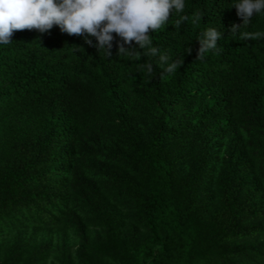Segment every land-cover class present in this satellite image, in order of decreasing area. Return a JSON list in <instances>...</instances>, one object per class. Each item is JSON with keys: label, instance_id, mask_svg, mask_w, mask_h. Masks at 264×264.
<instances>
[{"label": "trees", "instance_id": "1", "mask_svg": "<svg viewBox=\"0 0 264 264\" xmlns=\"http://www.w3.org/2000/svg\"><path fill=\"white\" fill-rule=\"evenodd\" d=\"M236 2L153 33L163 77L58 27L0 45V264H264V16L229 33Z\"/></svg>", "mask_w": 264, "mask_h": 264}, {"label": "clouds", "instance_id": "2", "mask_svg": "<svg viewBox=\"0 0 264 264\" xmlns=\"http://www.w3.org/2000/svg\"><path fill=\"white\" fill-rule=\"evenodd\" d=\"M186 7V0H0V45L10 44L17 30L44 34L58 27L61 33L80 37L88 46L103 50L107 57L111 55L114 41L118 56L137 58L141 54L139 50L148 49L145 54L158 58L163 77L174 74L184 60H172L166 52L153 46V33L164 30L174 14L179 15L174 28L180 29L182 23L189 20L187 15H180ZM232 8L243 22L231 25L229 33L232 34L248 25L254 16H264V0H237ZM201 19L202 15L195 13L191 22L198 24ZM223 36L216 28L202 32L197 40L200 47L196 60H204L205 54L210 52L219 54L222 50L218 41ZM240 39L259 41L264 39V32H242ZM191 52L190 47L185 50L189 55ZM137 70L146 71L151 77L154 65L138 64Z\"/></svg>", "mask_w": 264, "mask_h": 264}]
</instances>
